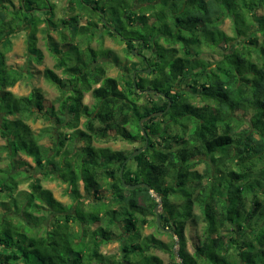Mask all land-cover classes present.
Wrapping results in <instances>:
<instances>
[{"label":"trees","instance_id":"trees-1","mask_svg":"<svg viewBox=\"0 0 264 264\" xmlns=\"http://www.w3.org/2000/svg\"><path fill=\"white\" fill-rule=\"evenodd\" d=\"M68 3L71 14L62 18L52 0H0V45L25 24L28 57L41 63L42 31L56 61L43 74L60 91L58 108L46 104L39 88L18 97L7 91L24 72L7 65L0 48V133L6 140L0 153L10 159L0 168V264H165L153 249L179 257L178 264H264V0ZM227 19L234 35L222 28ZM107 36L126 45V58L137 49L148 52L147 61L139 57L134 67L124 61L121 75H110L109 66L121 60L105 48ZM137 67L146 75L137 74L138 86L158 93L137 92ZM183 79L191 88L178 86ZM89 92L92 106L84 101ZM169 100L167 111L143 122L148 147L124 167L127 183H149L161 199L159 224L158 200L147 187H125L120 170L145 145L140 120L164 111ZM240 110L250 114L246 121ZM37 116L55 118L72 132H35L28 121ZM112 131L143 144L131 151L94 145ZM47 136L53 146L43 141ZM27 166L62 178L75 208L38 178L20 189ZM190 221L203 223L193 252ZM149 222L171 241L142 236ZM115 241L119 255L102 251Z\"/></svg>","mask_w":264,"mask_h":264},{"label":"rangeland","instance_id":"rangeland-1","mask_svg":"<svg viewBox=\"0 0 264 264\" xmlns=\"http://www.w3.org/2000/svg\"><path fill=\"white\" fill-rule=\"evenodd\" d=\"M54 2H56L57 4V8H56V14L57 17H68L69 14H71V11L69 10V3L68 0H52ZM9 2H13L15 5L18 4V0H9ZM45 24H42L40 27L41 29L44 28ZM223 29H225V31L230 34V35H234V32L232 30V23L229 19H227L225 21V23L222 26ZM29 32V26H26L25 24L20 26L15 32L10 33L6 36L5 41L7 42L5 44H1L0 48H5L6 53H5V61L7 63V65H9L10 67H14L18 70H23L24 75L22 77V79L20 81H18L13 87H9L6 88L7 91L11 92L14 96H25L28 95L34 88H39L46 99V104L50 105L52 103H55V107L58 108L59 107V102L57 101V98L60 95V91L59 89L51 84L45 77L43 74V71L45 68H54L55 65V57L53 56L52 52L50 51L48 44H47V40L44 37V33L42 31L38 32V46L41 48V50L43 51V60L41 63L36 62L33 59H30L28 57V52H27V38H28V33ZM52 42H59V35L56 31H52ZM93 46L98 45V43L96 41H94L92 43ZM104 46L105 48H112L114 50H116V54L120 57L121 60V65L116 63L117 61H113L114 64L109 66V74L112 76H117V75H121V71L124 69L123 67V62L125 61L127 63L128 66H132L134 67V63H137L139 61V57L136 56V54H133L132 57H130L129 59L126 58V53H125V44L120 43L110 37H105L104 40ZM146 54H148V52L146 51ZM208 57V56H207ZM213 55L211 56V59L213 60ZM127 59V60H126ZM151 71V70H150ZM56 72L58 74H61V70L56 69ZM144 76L145 72H143ZM188 84V80L187 79H183L178 86L181 87L182 90H187L191 87L187 86ZM156 98V96H155ZM149 99V97L144 96L141 99V102H147V100ZM87 104H89L90 106H92V104L94 103V98L92 97L91 93H87L85 96V100H84ZM201 103H199L200 105ZM205 104V103H202ZM238 116L242 119H244L246 121L247 118H249L250 114L249 113H244V111L240 110L237 111ZM83 120H85L83 118ZM30 123V125L32 126V128L34 129L35 132L38 131H42L44 129H48L52 130L54 132H66V133H71L72 130L68 127H66L63 124H59L56 119L54 118L51 122L49 120H47L46 118H43L41 116H37L36 118H33V120L28 121ZM83 128V126H81ZM243 128L247 127V123H245L243 126ZM5 139L3 138V136L0 133V145L5 144ZM46 144L53 146V138L50 136H47L46 138H44L43 140ZM95 146H109L113 149H122V150H126V151H131L132 149H134L135 147L141 146L143 144L142 141L139 142H133L130 140H126L124 138H121L119 136L116 135L115 131L111 132V136L108 138H104V139H97L95 138L93 141ZM78 144H84L83 141H78ZM23 158L27 159L28 161H31V158L26 157V156H22ZM9 158L8 156H6L5 152L4 153H0V168H4L7 167L8 163H9ZM33 164V163H32ZM28 170H29V178L27 181H23L21 182L19 188L20 189H29V183L33 182L34 180H36L37 178L39 180H41L42 184L52 190L54 196L59 199L60 201H62L63 203L67 204V205H73V209L75 208V202L72 198V196L70 194H67V183L60 177H55L53 176V174H51V177H46L44 175H42L40 173V170L35 167H30L27 166ZM204 167V165L202 164L200 166V169H202ZM53 173V172H52ZM35 176L33 177L32 176ZM81 191H84V187L81 185ZM85 202L87 205L90 204L89 199L86 197ZM162 206H160L159 211H162ZM72 209V210H73ZM196 212H199V209H196ZM149 218H151V221L153 220V216H149ZM97 224H94L93 227H96ZM203 223H197V222H193L190 221L187 224V228H186V235H187V246L190 252H193V244L194 242L197 241L198 238V234L201 233V229H202ZM141 231V235L145 236L147 234L150 233H156L157 235H159L160 238H162L164 241L169 242L171 241V238L168 234H163L160 233L157 229L155 225H152V222H149L147 224H145V226L140 228ZM166 231V230H164ZM176 249H178V245H175ZM107 252H111L114 254L119 255L120 251H121V244L119 241H115V242H111L108 244H105L104 249ZM153 254L159 255L163 260L165 264H178L181 259L179 257H172L169 253L164 252L162 250H158V249H153L152 250Z\"/></svg>","mask_w":264,"mask_h":264},{"label":"water","instance_id":"water-1","mask_svg":"<svg viewBox=\"0 0 264 264\" xmlns=\"http://www.w3.org/2000/svg\"><path fill=\"white\" fill-rule=\"evenodd\" d=\"M133 53H134V54H138V55H140L136 49L133 51ZM150 70H151L150 68L147 69L148 72H150ZM136 74H137V70L134 71V73H133L134 85H135V88H136V90H137V89H138V85H137V81H136ZM147 91H148V92H152V91H155V90H153V89H148ZM170 105H171V101L169 100L168 107H167L164 111L154 112V113H152V114H150V115H148V116H146V117H144V118H142V119L140 120V125L142 126L143 133H144V136H145V139H146L145 145L142 146V147H140V148H138V149L135 150L133 153H131V154L126 158V160L124 161V163H123V165H122V167H121V170H120V176L122 177V181H123L125 187H127V188H129V189H134V188H137V187H140V186L147 187V188L151 191L152 196L158 200L159 203L155 206V213H156V215H157V221H158L159 224L161 223V218H162V215L160 214V211H159L160 206H161V199H160L158 196H156V194L154 193V191H153V189H152V186H151L149 183H145V182L138 183V184L127 183L126 180L124 179V167H125L126 163H127L130 159H132L135 155L140 154L142 151L146 150L147 147H148V142H149V141H148V132H147V130H145V128H143V122H145L146 120H148L150 117L161 115L163 112H165V111H167V110L169 109ZM163 229L166 230V231H170V232H172L173 234L175 233V231H174L173 229L165 228V227H164ZM174 249H175V252L178 253V250L176 249V247H175ZM182 264H185V263L182 262Z\"/></svg>","mask_w":264,"mask_h":264},{"label":"flooded vegetation","instance_id":"flooded-vegetation-1","mask_svg":"<svg viewBox=\"0 0 264 264\" xmlns=\"http://www.w3.org/2000/svg\"><path fill=\"white\" fill-rule=\"evenodd\" d=\"M143 47H144V44L143 45H141V48L143 49ZM137 50V49H136ZM144 50V49H143ZM138 51V50H137ZM146 52V51H145ZM144 52V54H142L141 52H139L138 51V53L140 54V55H138V54H136L138 57H141L142 59H144V60H146V56H147V54ZM134 54V53H133ZM147 61V60H146ZM137 74L139 73V74H141V73H143V72H145V68H142V67H137ZM135 70V71H136ZM134 73V72H133ZM137 74H136V81H137V85H138V81H139V77L137 76ZM134 81V80H133ZM149 88H147V89H141L139 86H138V89H137V92L139 93V94H145V93H148V90ZM152 89V88H151ZM153 90H155V91H152V92H154V93H158V91L156 90V89H153ZM152 92H149V93H152Z\"/></svg>","mask_w":264,"mask_h":264},{"label":"crops","instance_id":"crops-1","mask_svg":"<svg viewBox=\"0 0 264 264\" xmlns=\"http://www.w3.org/2000/svg\"><path fill=\"white\" fill-rule=\"evenodd\" d=\"M104 246H105V245L102 246V251H103L104 253L110 254L111 252H107L106 250H103V249H104Z\"/></svg>","mask_w":264,"mask_h":264}]
</instances>
